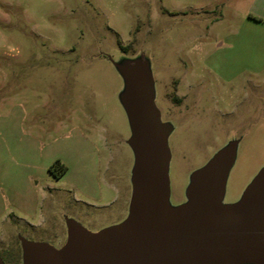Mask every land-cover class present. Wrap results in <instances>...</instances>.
Instances as JSON below:
<instances>
[{"label": "rangeland", "instance_id": "rangeland-1", "mask_svg": "<svg viewBox=\"0 0 264 264\" xmlns=\"http://www.w3.org/2000/svg\"><path fill=\"white\" fill-rule=\"evenodd\" d=\"M251 1L0 0L3 264H25L24 243L60 252L72 226L98 235L129 220L140 82L165 131L166 209L188 205L216 162L228 163L216 210L242 204L264 172V34L243 23Z\"/></svg>", "mask_w": 264, "mask_h": 264}, {"label": "water", "instance_id": "water-1", "mask_svg": "<svg viewBox=\"0 0 264 264\" xmlns=\"http://www.w3.org/2000/svg\"><path fill=\"white\" fill-rule=\"evenodd\" d=\"M130 109L138 164L129 220L98 235L72 226L60 252L24 243L25 264H264V172L240 206L217 211L228 163L216 162L197 176L189 204L168 211L165 131L142 82Z\"/></svg>", "mask_w": 264, "mask_h": 264}, {"label": "crops", "instance_id": "crops-1", "mask_svg": "<svg viewBox=\"0 0 264 264\" xmlns=\"http://www.w3.org/2000/svg\"><path fill=\"white\" fill-rule=\"evenodd\" d=\"M243 23L256 28L264 34V0H252L248 5V10L243 17ZM264 35H262V38ZM261 41V35L259 36ZM236 264H262L253 261L241 262Z\"/></svg>", "mask_w": 264, "mask_h": 264}, {"label": "flooded vegetation", "instance_id": "flooded-vegetation-1", "mask_svg": "<svg viewBox=\"0 0 264 264\" xmlns=\"http://www.w3.org/2000/svg\"><path fill=\"white\" fill-rule=\"evenodd\" d=\"M181 102H182V98L181 97H178V98H176V100H175V104H181ZM60 167L61 165L58 163L57 164V161L51 166V167H49V171L50 172H53V169H54V167ZM56 177H59V175H56Z\"/></svg>", "mask_w": 264, "mask_h": 264}, {"label": "trees", "instance_id": "trees-1", "mask_svg": "<svg viewBox=\"0 0 264 264\" xmlns=\"http://www.w3.org/2000/svg\"><path fill=\"white\" fill-rule=\"evenodd\" d=\"M65 171H66V167H65V166H63V171H62V172L64 173Z\"/></svg>", "mask_w": 264, "mask_h": 264}]
</instances>
